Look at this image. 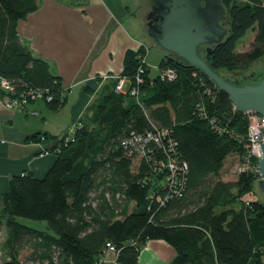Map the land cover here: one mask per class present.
<instances>
[{"label":"trees","instance_id":"16d2710c","mask_svg":"<svg viewBox=\"0 0 264 264\" xmlns=\"http://www.w3.org/2000/svg\"><path fill=\"white\" fill-rule=\"evenodd\" d=\"M221 3L228 32L204 58L220 73L245 70L264 56V0ZM37 7V0H0V76L18 90L24 85L49 89L56 97L44 101L55 110L65 100L59 98L60 80L17 33L18 21ZM248 30L254 31L253 39L239 51L237 43ZM142 52V46L128 49L119 73L129 79V87H138L137 96L129 87L115 91V79L114 87L91 106L89 123L74 129L73 140L57 141L52 148L57 157L43 177L23 172L9 178L0 196L7 257L0 264H97L108 241L119 249V264H137L141 248L151 239H163L175 249L171 264H264V202L251 197L255 173L235 170L234 180L220 178L228 155L236 154L238 164L243 159L247 113L236 111L201 69L168 54L158 67L160 72L172 66L173 80L159 73L150 76L145 63L137 83ZM198 103L215 118L221 133L209 117L198 116ZM154 126L169 129L176 143L172 153L188 166L182 196L163 203L155 194L164 196L165 174L153 171L146 157L128 155L122 145L131 133ZM40 135L28 140L39 141ZM154 154L162 153L154 149ZM20 218L42 221L45 227Z\"/></svg>","mask_w":264,"mask_h":264},{"label":"crops","instance_id":"0c3cea01","mask_svg":"<svg viewBox=\"0 0 264 264\" xmlns=\"http://www.w3.org/2000/svg\"><path fill=\"white\" fill-rule=\"evenodd\" d=\"M37 2V9L18 21L17 33L32 54L45 60L51 74L59 78L65 100L55 110L42 99L19 110L6 106L7 95L0 90V196L12 175L31 172L43 177L57 157L52 151L57 141L78 125L89 123L91 106L114 87L125 52L143 45L149 51L153 45L146 34L151 0ZM165 55L162 52L161 59ZM128 87L129 80L124 88ZM37 133L44 138L40 135L39 141L28 140ZM0 233L4 240L3 225ZM1 246L0 263L7 258ZM175 254L165 240L151 239L141 248L137 264H171ZM97 264L119 263L115 253L104 251Z\"/></svg>","mask_w":264,"mask_h":264},{"label":"water","instance_id":"95a60500","mask_svg":"<svg viewBox=\"0 0 264 264\" xmlns=\"http://www.w3.org/2000/svg\"><path fill=\"white\" fill-rule=\"evenodd\" d=\"M226 9L221 0H151L146 16V34L155 45L177 62L198 67L224 91L238 112L264 115V58L240 75L227 76L215 71L204 58L214 43L227 35ZM254 190L264 201V142Z\"/></svg>","mask_w":264,"mask_h":264},{"label":"built area","instance_id":"2783aa9c","mask_svg":"<svg viewBox=\"0 0 264 264\" xmlns=\"http://www.w3.org/2000/svg\"><path fill=\"white\" fill-rule=\"evenodd\" d=\"M136 48L135 50H137ZM148 52V47H144V53H140L138 58L140 59L141 65L135 74V80L140 83L143 73L142 64L146 62V56ZM160 77L162 79L173 80L176 77V70L172 66H166L160 72ZM106 77V75H102ZM117 81L115 84V91L125 92L127 89L124 88L125 83L129 80L125 76L116 75ZM0 90L6 95V106L17 108L19 110H25L29 102L42 99L45 101H51L56 96L49 89L33 88L24 85L19 90L16 89V85L13 81L0 76ZM130 94L135 96L138 95V87H129ZM65 90L61 88L60 99L65 95ZM197 114L200 117L208 118L209 122L217 129L218 132H222L221 127L215 123V118L207 115L206 110L202 103H198ZM37 114V112H32ZM248 115V124L246 139L244 142L245 152L241 163L236 167L237 172H256L258 171L257 160L261 156V149L259 142H264V115H260L254 111L245 112ZM76 128V127H75ZM74 128V129H75ZM152 131H145L143 133H131L129 137L122 140V145L125 148L128 155L136 154L141 155V157H146L147 161L150 162V167L156 173L162 172L165 174L164 188L165 194L162 197L160 194H155L158 202L163 203L164 200L173 196H182L185 188L186 176L188 173V166L185 162H181L180 159L176 157L175 154V141L170 137L169 129L164 127L154 126ZM73 131L69 136H64V142L73 140L71 137L74 133ZM44 137L41 135V139ZM152 145V147H151ZM154 149L161 151L160 157H155ZM173 152V153H172ZM256 180H258L256 178ZM164 191V190H163ZM106 251H111L118 255L119 249H117L111 242H105L103 249Z\"/></svg>","mask_w":264,"mask_h":264},{"label":"rangeland","instance_id":"374dc122","mask_svg":"<svg viewBox=\"0 0 264 264\" xmlns=\"http://www.w3.org/2000/svg\"><path fill=\"white\" fill-rule=\"evenodd\" d=\"M253 36H254V31L248 30L247 33L237 43V50L242 51V50L247 49L250 42L253 39ZM144 47H147V46L143 45L142 48H144ZM162 52H163L162 49L157 47L154 42H153V45L150 46L149 51L147 52L146 62H147V65L149 67L150 76H152V77L156 76L159 73L158 63L161 59ZM263 58H264V56L257 59L256 61L251 63L250 66H252L255 62H257ZM250 66L245 70L222 71V73L227 75V76H230L232 74L240 75V74L248 72L250 70ZM115 79H116V77H115ZM238 159H239V157L236 154H230L227 156L225 163H224V166H223L221 173H220V178L222 180L228 181V180H234L236 178L235 170H236V167L238 165ZM138 162H139V160H138ZM134 169H135V166H134L133 170ZM253 193H254V195H251V197L258 198L260 201L264 202L261 199V197L259 196L258 192H256L254 190V184H253ZM94 195H96V194H94ZM116 197L119 198L120 193ZM132 206H133V203L130 204V208H132ZM20 220L27 225H31L33 227H37L40 229L45 227V223L42 221L41 222L33 221V220L25 219V218H20ZM1 240H3V233L2 234L0 233V241ZM0 244H2V243L0 242Z\"/></svg>","mask_w":264,"mask_h":264},{"label":"bare ground","instance_id":"6f19581e","mask_svg":"<svg viewBox=\"0 0 264 264\" xmlns=\"http://www.w3.org/2000/svg\"><path fill=\"white\" fill-rule=\"evenodd\" d=\"M138 69H139V67H138Z\"/></svg>","mask_w":264,"mask_h":264}]
</instances>
